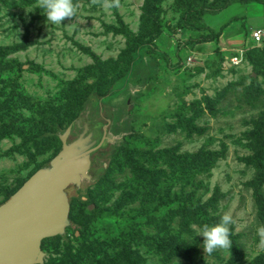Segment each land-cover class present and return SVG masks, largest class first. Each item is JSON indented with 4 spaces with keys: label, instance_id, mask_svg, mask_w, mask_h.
<instances>
[{
    "label": "rangeland",
    "instance_id": "obj_1",
    "mask_svg": "<svg viewBox=\"0 0 264 264\" xmlns=\"http://www.w3.org/2000/svg\"><path fill=\"white\" fill-rule=\"evenodd\" d=\"M216 1L119 0V7L109 9L92 0H76L77 17L53 25L40 9L31 10L36 0H0V202L59 147L56 140L37 143L39 126L48 135L73 112L86 110L88 117L98 116V78L90 65L105 73L108 82L125 69L126 50L138 39L143 44L142 63L133 69L131 59L128 79L104 100L112 109V126H118L112 127L113 133H122L131 147L135 140L152 150L174 147L183 158L209 155V163L199 161L182 172L183 178H176L173 188L181 190L184 185L200 202L216 193L217 203L209 207L210 213H231L235 223L230 226V239L238 250L204 254L203 237L196 231L200 225L213 224L204 212L187 223L191 232L179 231L176 218L168 233L195 245L191 264H254L256 257L264 255L256 232L264 221L254 188L259 185L264 200V169L245 159L254 154L248 136L251 118H264V103L247 105L231 91L222 94L230 83H237L239 90L250 83L264 89V65L254 81L249 77L264 47V4L236 1L216 9L210 5ZM201 7L205 10L196 17ZM70 24L76 27L69 28ZM207 27L214 31L208 39L203 38L209 34ZM257 28L261 29L259 42L252 39ZM146 43L153 49L144 47ZM111 169L112 163L105 180L86 189L87 195L91 189L97 211H89L92 204L73 203L72 213L79 214L82 223L68 228L66 239L47 244L43 249L47 261L48 256L57 262L75 253L82 242L104 240L107 229L109 236L117 237L125 226L114 206L122 191H130L135 182L129 169L113 175ZM108 177L113 186L106 183ZM166 201L154 204L159 214L174 206ZM139 205L140 201H131L122 207L123 215L135 212ZM140 252L144 264H163L147 248ZM177 261L187 264L182 258Z\"/></svg>",
    "mask_w": 264,
    "mask_h": 264
},
{
    "label": "trees",
    "instance_id": "obj_2",
    "mask_svg": "<svg viewBox=\"0 0 264 264\" xmlns=\"http://www.w3.org/2000/svg\"><path fill=\"white\" fill-rule=\"evenodd\" d=\"M236 1H255L264 4V0H218L210 5L213 6V8L219 9ZM204 10L205 9H202V7L198 9L196 11V17H199ZM195 20L197 19L195 18L194 21ZM198 26L200 27L205 25L198 24ZM208 30L209 34L204 35L203 38L208 39L214 34V31L211 28H208ZM145 45L147 49H153L151 43L144 44V47ZM142 46V42L138 39L130 42V46L126 50L127 61L125 63V69L119 71L117 75L108 82L105 73H98V67L90 65V72L91 70L92 72L94 71L98 78L96 86L97 92L100 94H97V96L107 93L109 90L123 86L128 79V74L132 68V65L130 66L131 59L133 69L134 67L137 69L136 67L142 63V59L140 58L141 54L139 53V49ZM263 65L264 47L260 49L259 58L253 62L252 71L254 72V75L251 73L249 74V77L253 81L255 80V75L260 73V68ZM229 91L233 92L241 103L243 102L247 105L264 103V89L257 86L255 83L243 86L240 90L238 89L237 83H230L224 87L222 94H227ZM76 114L77 112H73L72 115L66 117L65 119L67 122H65L62 126H65ZM251 121L253 123V128L248 133V136H250V143L252 144L254 154L247 156L245 159L247 162L255 164L258 168L262 165L264 169V118L258 120L251 118ZM55 124H57V122ZM40 127L41 126L38 128L40 135L37 143H46L51 140H56L60 146V141L55 135H46V129ZM112 127L115 130L118 126L114 125ZM34 142L36 144V141ZM141 145L142 144L140 143L137 144L134 140V146H128L123 138V140L113 149L111 160L106 172L96 183L93 184L97 185L101 180H105L111 163V175L127 168L130 172V179L135 182V185L130 191L126 189H124L125 191H122V195L120 194V197L122 198H120L117 201L118 203L116 202L114 206L117 208L116 212L118 215L125 219V226L119 230L117 237L109 236L107 234L109 233L107 229L106 232L102 233V235L104 234L103 236H105L104 240L99 241L97 238H93L88 243L82 242L80 248L75 251V253H67L62 256L60 260L58 259L59 261L57 262L53 261V259L48 256L47 258L49 260L47 261L44 259V264H144L145 257L140 252L143 247L159 256L163 264H170L172 262H176V260H180L181 258L184 259L187 264L193 263L195 245L186 237L175 234L171 235L168 233L170 223L178 218V220H180V222H178V226H180L179 231L189 233L191 232V228L187 225V223L190 220H195V218L197 219L198 214H202L203 212L205 213V217L208 222L213 224L217 223L221 215H212L209 209L210 206L214 207L217 203V194L214 193L208 199L200 202L199 198L194 197L193 190L186 191L184 185L179 187L181 190L175 189L173 186L176 178L177 181L183 178L184 174L181 175L182 172L192 169L196 166V164H200L198 163L199 161L209 163L211 158L207 154H202L188 159L180 157L179 154H175L176 149L174 147H164L152 150L150 148H144L145 146ZM56 151L48 158L38 162L33 171L44 161L54 155ZM176 171L180 173V175H178ZM174 173H176L177 176L173 175ZM29 175H27L20 182V184ZM107 182L109 184L111 183L112 186L114 184V181H112L110 177L106 178V183ZM258 186L259 185L254 187L256 190L255 198L259 204L258 214L261 215L264 221V200L261 198V192ZM16 188L6 192L4 199L7 198ZM185 191L187 197L185 196ZM135 200L140 201V205L135 209V212H128L123 215V211L121 210L122 207ZM165 200H167L166 202H173L174 206L166 213L159 214L158 211L155 210L154 204L156 202H164ZM75 202L86 206L92 204V207H88L89 211L91 213H95L97 211L94 207L95 199L91 189L90 195L85 194L84 197H73L70 202L69 216L79 224L82 223V218L76 212L72 213L73 203ZM84 217H86V215H84L83 218ZM59 238H61L60 235L43 238L41 242L42 248L44 249L49 242L55 239L58 240ZM231 241V249L236 252L238 250L237 244L234 240L231 239ZM263 257L264 255L256 257L254 264H261V262L264 261Z\"/></svg>",
    "mask_w": 264,
    "mask_h": 264
},
{
    "label": "water",
    "instance_id": "obj_3",
    "mask_svg": "<svg viewBox=\"0 0 264 264\" xmlns=\"http://www.w3.org/2000/svg\"><path fill=\"white\" fill-rule=\"evenodd\" d=\"M120 88L98 96L97 117L81 110L49 131L60 141L56 153L0 202V264H44L42 239H66L67 228L79 226L69 216L72 198L84 197L104 175L114 146L123 140L122 133H113L112 109L104 103Z\"/></svg>",
    "mask_w": 264,
    "mask_h": 264
},
{
    "label": "clouds",
    "instance_id": "obj_4",
    "mask_svg": "<svg viewBox=\"0 0 264 264\" xmlns=\"http://www.w3.org/2000/svg\"><path fill=\"white\" fill-rule=\"evenodd\" d=\"M93 4L102 3L107 8L119 7V0H92ZM40 9L46 16L47 22L53 25H60L65 18L77 17L79 4L76 0H36L35 6L31 9ZM30 10V11H31ZM69 28H75V24H70ZM235 223L230 212H225L215 224H203L198 226L196 235L203 237L204 254L211 255L217 250L230 251L232 248L231 225ZM261 246H264V225L256 228ZM176 264L178 261L176 260Z\"/></svg>",
    "mask_w": 264,
    "mask_h": 264
},
{
    "label": "built area",
    "instance_id": "obj_5",
    "mask_svg": "<svg viewBox=\"0 0 264 264\" xmlns=\"http://www.w3.org/2000/svg\"><path fill=\"white\" fill-rule=\"evenodd\" d=\"M252 39L256 42H259L261 40V29H255L252 31ZM233 62H236V57L232 59Z\"/></svg>",
    "mask_w": 264,
    "mask_h": 264
}]
</instances>
